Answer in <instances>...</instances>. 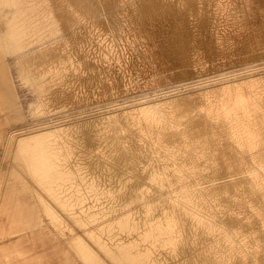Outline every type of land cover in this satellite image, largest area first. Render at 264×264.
Returning <instances> with one entry per match:
<instances>
[{
    "label": "rangeland",
    "instance_id": "obj_1",
    "mask_svg": "<svg viewBox=\"0 0 264 264\" xmlns=\"http://www.w3.org/2000/svg\"><path fill=\"white\" fill-rule=\"evenodd\" d=\"M0 4V264H264V0Z\"/></svg>",
    "mask_w": 264,
    "mask_h": 264
},
{
    "label": "crops",
    "instance_id": "obj_2",
    "mask_svg": "<svg viewBox=\"0 0 264 264\" xmlns=\"http://www.w3.org/2000/svg\"><path fill=\"white\" fill-rule=\"evenodd\" d=\"M1 8H3L2 7V5L0 4V9ZM6 8H10V7H6ZM0 114H2V113H0ZM3 115V114H2ZM3 120V122L4 123H2V122H0V142H1V138H2V131H3V129H4V127H5V118H0V121H2ZM22 196H20V195H17V200L16 201H18V202H20V201H22V202H27L28 200H31V199H33V197H36V199H37V201L39 202V206H40V209L41 210H43L45 213H50V212H52V211H55V212H57V213H59V212H61L60 210H56V209H50V208H48L47 206H46V204L44 205L42 202V197L36 192V194H35V189L33 190H31V191H29V192H27V193H24V194H21ZM10 203H8V200L5 202V203H2V206H1V208H0V214L1 213H5V212H9L8 210L10 209L9 207H8V205H9ZM14 207H15V204H14ZM17 207V206H16ZM55 220H56V222H55V225L57 226V227H59L60 226V220H59V217H55ZM12 224L14 225H17L18 224V222H17V219H13L12 220Z\"/></svg>",
    "mask_w": 264,
    "mask_h": 264
},
{
    "label": "bare ground",
    "instance_id": "obj_3",
    "mask_svg": "<svg viewBox=\"0 0 264 264\" xmlns=\"http://www.w3.org/2000/svg\"><path fill=\"white\" fill-rule=\"evenodd\" d=\"M1 44H2V43H1ZM10 59H11V58H10ZM0 63H1V62H0ZM0 65H1V64H0ZM0 68H1V66H0ZM2 68H3V67H2ZM0 74H1V71H0ZM0 77H2V76H0ZM0 89H1V88H0ZM3 89H4V88H3ZM3 93H4V91H3ZM5 93H6V92H5ZM0 94H1V93H0ZM5 95H6V94H5ZM0 96H1V95H0ZM2 96H4V95H2ZM6 97H7V95H6ZM10 97H11V96H10ZM6 99H7V98H6ZM6 99H5V100H6ZM1 100H3V99H1ZM5 102H6V101H5ZM8 102H9V99H8ZM8 102H7V103H8ZM3 104H5V103H2V105H3ZM16 104L18 105V103H16ZM3 106H4V105H3ZM7 106H8V105H7ZM7 106H6V107H7ZM9 107H10V106H9ZM13 107H14V106H13ZM10 108H11V107H10ZM7 109H8V107H7ZM11 109H12V108H11ZM3 110H4V109H3ZM8 110L11 111L10 109H8ZM7 118H9V117H7ZM15 121H16V119H15ZM27 122H28V121H27ZM27 122H26V123H27ZM8 123H9V121H8ZM24 123H25V122H24ZM9 125H10V123H9ZM26 125H27V124H26ZM11 126H12V125H11ZM11 126H10V127H11ZM21 126H22V125H21ZM21 126H20V127H21ZM20 127H19V128H20ZM19 128H18V129H19ZM25 128H29V127L27 126V127H25ZM25 128H24V129H25ZM13 129H14V128H13ZM24 129H23V130H24ZM3 130H4V129H3ZM11 130H12V129H11ZM9 131H10V129H9ZM17 131H18V130H17ZM21 131H22V129H21ZM25 131H27V130H25ZM10 132H11V131H10ZM10 132H9V133H10ZM14 132H15V131H14ZM18 132H19V131H18ZM16 134H17V133H16ZM16 134H15V137L17 136ZM21 136H22V135H21ZM21 136H20V137H21ZM20 137H19V138H20ZM19 138L17 137V140H18ZM13 139H14V138H13ZM14 140H15V139H14ZM15 143H17V142H15ZM18 143H19V142H18ZM20 144H21V143H20ZM20 144H19V145H20ZM11 145H12V143H11V140H10L8 134H7V133H4V134H3V137L1 138L0 148L2 147L3 149H7L6 151H8V153H11V151L8 150V149H11V147H12ZM19 147H20V146H19ZM17 149H18V147H17ZM8 157H9V155L6 156V159H8ZM9 161H10V158H9ZM7 163H8V162H7ZM9 163H10V162H9ZM8 165H9V164H8ZM39 165H40V164H39ZM6 166H7V165H6ZM1 172H2L3 174L6 173V172L3 171V170H2ZM43 172H44V171H43ZM39 178H40V177H39ZM3 183H4V182H1V184H3ZM1 184H0V188H1V190L3 191V189H4L5 187H1ZM3 192H4V193H2V194H3V196H2V197H3V198H2V202L5 203V202H6V199H7V197H6L5 195L7 194V192H6V191H3ZM1 206H2V203H1ZM91 238H92V237H91ZM90 240H91V239H90ZM92 245H94V244H92ZM91 247H92V246H91ZM91 247H90V248H91ZM93 248H94V247H93ZM95 249H96V248H95ZM89 250H91V249H89ZM92 251H93V250H92ZM93 252H94V251H93ZM112 253H113V252H112Z\"/></svg>",
    "mask_w": 264,
    "mask_h": 264
}]
</instances>
